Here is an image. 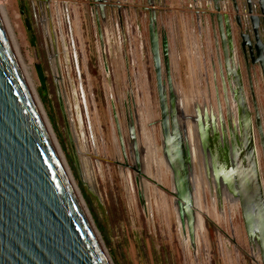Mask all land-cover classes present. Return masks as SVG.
<instances>
[{
  "label": "rangeland",
  "instance_id": "obj_1",
  "mask_svg": "<svg viewBox=\"0 0 264 264\" xmlns=\"http://www.w3.org/2000/svg\"><path fill=\"white\" fill-rule=\"evenodd\" d=\"M57 1L60 3L57 7L61 21L59 27L54 8L51 9V14L60 79L53 71L47 53L46 34L36 5L33 4L34 0H0V7L7 27L12 33L13 45L21 66L23 65L22 68L35 90L72 180L80 193L111 263L250 264V258L246 255L248 251L240 212L234 210L233 213L228 214V205L224 203V219L220 220L217 217L215 219L213 199L208 191L205 193L207 209L206 206L204 209L201 205L199 208L202 213L208 212L210 220L202 215L205 218L206 232L203 226L204 221H202L200 233L202 232L204 237L200 241L198 252L195 253L189 247V243L183 240L178 225L175 223L174 211L171 208V196L168 193L170 191L169 173L163 167L160 184L165 190L159 187L157 190L160 197L165 199L166 206L163 205L161 208L163 213L157 211L152 197L153 218L151 219L144 215L136 192L127 193V186L114 165L103 164L99 170H96L94 175H90L87 171L85 165L81 162L83 155L78 157V154L75 153L74 120L76 123V116L79 114L84 128L89 122L97 140L99 154L101 155L102 149H104L106 152H104V155L113 160L112 152L110 153L112 144L111 146L109 144L112 130L110 105L112 102L119 105L121 97L126 95L129 78L127 67L130 73L134 75L133 81L138 78L137 71L139 70L141 74L139 80L141 79V83H144L146 87L144 96H146L149 107L156 108L154 107L156 106V96L153 70L147 42V19L143 20L140 13L135 17L128 16L131 17V21L138 19L143 22V28L141 29L144 38L143 59L139 58L138 60L137 55L131 49L129 50L122 39H119L117 44H112L109 38H113V36L107 31L109 28L105 25L102 26L105 40V62H103L99 39L90 13L89 3H91V0ZM63 1L66 2V5L63 4ZM65 16H69V24L65 22ZM135 26L136 24L129 29L130 37L140 35ZM70 36L73 38L77 64L72 58L73 52L69 43ZM183 47L185 50V45ZM184 53V57L190 58L189 55H186V52ZM175 62L174 80L185 105L189 106L188 104L193 97H196L199 102L204 97H208L205 82L210 81L211 78L210 74L203 69L202 63L200 69L199 66L197 69L196 62H193V59L186 60L185 58V60ZM258 74L257 72L253 76V89L257 106L264 120V89L261 77ZM78 83L82 86L86 106L83 104L81 106ZM72 91L75 98H73ZM135 96H138L137 100H143L141 95L136 92ZM75 104H77L78 110H75ZM255 136L258 163L264 185L262 149L256 133ZM102 141L105 145L103 148L100 144ZM157 156L160 157V155ZM193 166L195 177L197 170L196 166ZM194 189L196 192L195 184ZM157 205L159 207V204ZM230 225L233 227L234 232H237L238 239L236 237V240L232 235ZM230 238L235 240L238 250L235 249Z\"/></svg>",
  "mask_w": 264,
  "mask_h": 264
},
{
  "label": "flooded vegetation",
  "instance_id": "obj_2",
  "mask_svg": "<svg viewBox=\"0 0 264 264\" xmlns=\"http://www.w3.org/2000/svg\"><path fill=\"white\" fill-rule=\"evenodd\" d=\"M93 1L94 0H91V3H89L90 9H94ZM48 2L50 11L53 8L56 11L57 25L59 27L61 21L57 7H59L60 3L57 0H48ZM154 2L155 6L153 9L156 11V28L162 67L159 86L156 80L153 59L150 52L148 31L149 11L146 10V0H144V7L122 6L119 3L118 5H114L118 7L117 9L119 10L116 8L113 9L114 16L112 18H107L105 22H100V25L101 29L104 25L109 28L107 31L109 34H112L113 38L107 36V39H111L112 44H117V41L122 39L129 50L131 49V51L137 55L136 58L138 60L139 58L143 59L144 38L141 33L143 22L138 19L131 21V17L128 16L132 15L135 17L140 13L143 20L147 19V42L153 70L156 96V106L154 107L156 108L149 107L150 105L146 100V96H144L146 87L144 83H141V79L139 80L141 74L138 68V78L133 81L134 75L130 73L127 67L129 78L126 95L121 97L119 105H115L113 102L110 105L112 130L110 132L109 144L110 146L112 144L110 153L112 152L111 154L114 157L113 160L104 155V149H102V154H99L97 140L94 137L92 128L89 122H87L86 128L83 127L82 119L79 114L76 116V123L75 120L73 123V133L75 137L73 139L76 145L75 153L76 155L78 154V157L79 155H83L81 162L85 165L90 175H94L96 170H99L103 164L114 165L127 186V193L131 194L136 192L142 211L148 219L153 218L152 197L157 211L163 213L161 208L163 205L166 206V202L163 197H160L157 190L158 187L165 190L160 184L162 167L169 173L170 189L171 177L163 157V109L159 90H162V95H164L165 99V111L168 114L166 122L168 132L174 129L170 115V98L172 95L175 96L177 101H180L179 106L184 115L187 116L185 119V131L187 133V142L191 155L192 170L194 167L193 165L196 166L197 170V174L193 178L196 192L194 196V228L192 231L190 230L191 232L189 231L188 221L186 219V226L179 225V217L177 209L175 208L174 197L170 195L169 191L168 193L171 196L175 223L178 225L183 240L189 243V247L193 252L197 253L200 241L204 237V234L202 232L200 233L203 224L202 221H204L203 226L206 232L205 218L210 220L208 212L205 211L202 213L199 208L201 205L205 209V203H207V197L205 198L206 191L211 194L213 199L215 219L216 217L220 220L224 219V203L228 205V214L233 213L234 210L240 212L239 207H232L231 202L225 198L223 191L217 192L213 179L207 180L210 176L207 177L205 172V159L202 156V149L204 150V148L200 139V130L203 132L207 131L208 138H212V142L208 144L209 147L216 143V141H214V135H217L218 145H223V138H225L228 145L231 146L233 131L235 130L239 134L240 120L238 115L241 113V110L239 109L238 101H240L241 96L244 97L243 101L246 103L249 113L252 142L255 148L258 168L259 163L255 133L262 149L264 164V120L257 106L253 89V76L257 72L261 77L264 89V29L262 27L264 0H177L179 7H177L175 14H172L171 10L165 12L166 9L163 6L164 0H154ZM33 4L36 5L35 0ZM63 4L66 5V2L63 1ZM116 12L121 14V18L115 15ZM161 14H168L167 16H169V18L167 22L164 20L162 23L158 22V16ZM188 18L192 21L187 23L185 21H187L186 19ZM40 20L45 30L46 37L51 47H53V42L56 44V39L54 36L52 14H50V17L44 14ZM65 22L67 24L70 23L69 16H65ZM93 23L98 37L97 24L94 19ZM218 23L220 27H218ZM134 24H136L135 27L138 29L140 35L130 37L129 29L133 28ZM69 43L70 49L73 52L72 58L76 61L77 56L72 36H70ZM163 43L166 45L169 79L167 78V71L162 62ZM104 44L105 40L103 37L102 45L99 41L103 62H105ZM183 45H185V52L186 55H189V59H193V62H196L197 69L198 66L200 69L202 63L203 69L206 73L210 74L211 78L210 81L207 80L208 82H205L208 97H204L200 102L196 97H193L188 104L189 106L185 105V101L179 95L180 92L174 80L175 61L180 62L182 55L185 54L183 52ZM254 46L256 50L255 53L260 57L257 60H255L256 55L252 58L249 52L250 48L252 52H254ZM199 61L202 62L199 63ZM261 63L263 64V68L260 65ZM78 76L80 77L79 72ZM170 89L173 90V93L170 92ZM78 92L80 94L81 106L82 104L86 106L85 96L80 83H78ZM135 92L141 95L143 100H137L138 96H135ZM72 94L73 98H75L73 91ZM75 110H78L77 104H75ZM177 121L180 126L182 122L181 119L177 118ZM100 144L101 148L105 147L103 141ZM193 153L195 155L194 157ZM157 155H160V157ZM197 157H199L198 161L197 159L194 160ZM200 173L201 177L199 179L204 182L205 178L207 182L204 188L202 186V188L199 187L196 182L199 176L198 174ZM260 178L263 184L261 172ZM203 195L204 197H202ZM157 204H159V207ZM242 225L248 251L246 255L250 258V264H264V257L260 245L256 240L248 237L243 220ZM231 228L233 232L232 235H234V239L236 240L237 232H234L232 226ZM230 239L235 249L238 250L235 240L233 238Z\"/></svg>",
  "mask_w": 264,
  "mask_h": 264
},
{
  "label": "water",
  "instance_id": "obj_3",
  "mask_svg": "<svg viewBox=\"0 0 264 264\" xmlns=\"http://www.w3.org/2000/svg\"><path fill=\"white\" fill-rule=\"evenodd\" d=\"M38 15L50 17L48 0H35ZM91 16L97 24L100 44L103 31L100 22L114 16L118 1L94 0ZM149 11L150 52L158 86L161 82L154 0H146ZM119 10V9H117ZM264 16V11H262ZM121 18L120 13H115ZM218 27L220 24L218 23ZM262 27L264 29V18ZM223 45V44H222ZM251 48V57L260 58ZM46 49L53 71L60 79L57 51L46 37ZM166 45L162 62L169 79ZM255 53V54H253ZM52 56L54 58L52 59ZM254 61V60H253ZM77 64V61H75ZM263 68V64H260ZM238 79V78H237ZM160 89V88H159ZM163 109V157L170 172V195L180 216L194 223L195 189L192 161L180 101L172 95L170 115L173 131H167L164 95L159 90ZM173 93V90L170 89ZM241 96L239 134L232 133V144H215L200 130L205 172L213 179L217 192L237 201L249 238L260 245L264 257V187L260 178L252 142L249 113ZM60 102V97H59ZM177 118L181 119L179 126ZM206 136H203V134ZM199 158V157H198ZM172 175V176H171ZM190 231V232H191ZM0 264H112L81 209L66 174L52 146L0 16Z\"/></svg>",
  "mask_w": 264,
  "mask_h": 264
},
{
  "label": "bare ground",
  "instance_id": "obj_4",
  "mask_svg": "<svg viewBox=\"0 0 264 264\" xmlns=\"http://www.w3.org/2000/svg\"><path fill=\"white\" fill-rule=\"evenodd\" d=\"M0 16H1V19H2V22H3V25H4V27H5L6 33H7V35H8L9 41H10V43H11V46H12V48H14L13 40H12V39H13V38H12V33H11V31L9 30V28L7 27L6 21L4 20V15H3V12H2L1 7H0ZM14 44H15V43H14ZM13 51H14V54H15L16 59H17V61H18V64H19V67H20L21 72H22V74H23V77H24V79H25V81H26V84H27V86H28V89H29V91H30V93H31V96H32V98H33V101H34V103H35V105H36V108H37V110H38V113H39V115H40V117H41V120H42V122H43V125H44V127H45V129H46V132H47V134H48V136H49V139H50V141H51V143H52V146H53V148H54V150H55V152H56V155H57V157H58V159H59V161H60V164H61V166H62V168H63V170H64V172H65V174H66V177H67V179H68V181H69V184H70L71 188L73 189V192H74V194H75V196H76V199H77V201H78V203H79L81 209L83 210V212H84V214H85V216H86V218H87V220H88V222H89V224H90V226H91V228H92V230H93V232H94V234H95V237H96V239H97L99 245H100L101 248L104 250L103 245H102V242H101V240H100V238H99L98 233L96 232V230H95V228H94V226H93V223H92L91 218H90V216H89V213H88V211H87V209H86V207H85V205H84V202H83V200H82V198H81V196H80V193H79L78 189L76 188V185L74 184V181L72 180V176H71V174H70V172H69V169H68V167H67V165H66V162H65V160H64L63 154L61 153V150H60V148H59V145H58V143H57V141H56V138H55V136H54V134H53V131H52L51 127H50V124H49V122H48V120H47V118H46V115H45V113H44V111H43V108H42V106H41V104H40V102H39V100H38V97H37V95H36V93H35V90H34L33 87L31 86V84H30V82H29V80H28L27 74L25 73L24 69L22 68L23 65L21 66V63H20V60H19V58H18V55H17V53H16L15 48L13 49ZM53 52H54L53 47H51V54H52V55H53ZM53 58H54V56H52V59H53ZM181 105H182V104H181ZM203 136H206L205 133L203 134ZM193 151H194V150H193ZM194 156H195V155H194V153H193V157H194ZM190 157H191V155H190ZM196 159H197V161H198V157L195 158L194 160H196ZM205 171H206V170H205ZM198 175H199V176L197 177V179H199V178L201 177V173L198 174ZM202 176H204V175H202ZM205 177H206V176H205ZM197 179H196V182L198 183L199 187L202 186V187L204 188V187L207 185V182H206L205 178H204V182H203V180L201 181L200 179H199V180H197ZM207 180H209V179L207 178ZM202 187H201V188H202ZM202 193H203V191H202ZM224 195H225V193H224ZM230 202H231L232 207H234V208L239 207V209H240L239 203H238L237 201H235V202H234V201H230ZM174 204H175V201H174ZM203 206H204V204H203ZM171 208H172V207H171ZM177 213H178V217H179V225L186 226V221H185L186 217H185V218H183V216L181 217L180 214H179L178 209H177ZM186 220L188 221V219H186ZM187 223H188V222H187ZM188 228H189V224H188ZM193 228H194V227H193ZM189 231H190V230H189ZM108 259H109V258H108ZM109 260H110V259H109Z\"/></svg>",
  "mask_w": 264,
  "mask_h": 264
},
{
  "label": "crops",
  "instance_id": "obj_5",
  "mask_svg": "<svg viewBox=\"0 0 264 264\" xmlns=\"http://www.w3.org/2000/svg\"><path fill=\"white\" fill-rule=\"evenodd\" d=\"M107 1H111V2H116V1H118L119 2V4L120 5H122V6H129V7H137V6H139V7H144V5H145V3H144V0H107ZM163 6H164V8L166 9V11L165 12H168L169 10H171V13L173 14H175V12H176V10H177V7H179V5H178V2H177V0H164V3H163ZM131 9V8H130ZM171 14V15H172ZM164 15V16H163ZM168 14H161V15H159L158 16V22H160V23H162L163 22V20L164 21H166L167 22V18H168V16H167ZM187 21H185V22H190V21H192V20H189V18L188 19H186ZM165 25V24H164ZM166 26H167V24H166ZM183 52H185V50H184V48H183ZM184 56L182 55V59H184L185 60V58H186V60H189V58L188 57H184ZM181 59V60H182Z\"/></svg>",
  "mask_w": 264,
  "mask_h": 264
}]
</instances>
